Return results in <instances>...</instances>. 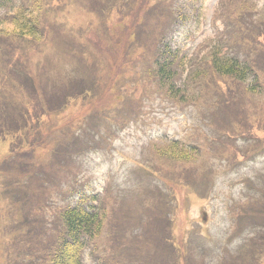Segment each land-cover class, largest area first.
Wrapping results in <instances>:
<instances>
[{"label":"rangeland","instance_id":"1","mask_svg":"<svg viewBox=\"0 0 264 264\" xmlns=\"http://www.w3.org/2000/svg\"><path fill=\"white\" fill-rule=\"evenodd\" d=\"M22 1L17 0L14 7ZM43 1L40 10H36V0L24 2L40 20L38 38L42 40L9 33L13 15L6 11L0 19V109H4L1 113L6 122L14 123V128L11 123L5 128L21 130L13 139L32 150L26 153V161L31 174H36L34 184L51 180L44 186L50 196L42 195L43 200L33 204L36 211L29 220L58 224L48 236L54 246L60 237L57 230L64 225L61 209L71 206L77 198L73 195L82 191L96 198V206L101 205L99 201L104 204L101 218L105 226L99 237L87 240L83 264L93 262L95 255L112 264H264V132L259 141L252 135L243 137L236 115L229 120L217 113L213 120L212 108L173 100L156 80L145 73L140 77L143 65L154 67V48L159 50L169 28L186 16L180 8L183 2L63 0L48 8ZM223 1L202 0L196 8L197 23L175 34L185 42V51H197L201 46L192 61L187 58L188 68L180 75L178 84L185 82L188 90L203 89L200 81L204 73L213 70L209 65L203 69L201 62L216 52V47L221 55L235 53L250 60L244 52L251 48L242 50L243 35L248 36L242 27L253 21L252 7L258 11L255 19L264 14V0ZM217 7L228 25L225 40L209 37L207 26L210 28ZM187 13L190 21V10ZM229 37L239 39V45L229 43ZM262 78L263 90H257L258 96L247 90L252 76L239 84L241 96L231 109L237 114L246 107L249 113L242 116L247 118L255 108L251 115L260 123L254 129L264 127V73ZM65 97L70 100L61 110ZM114 102L118 106H111ZM25 105L29 108L27 122L23 116L14 117L18 115L14 109L25 110ZM226 126L231 130L225 131ZM7 133L0 131V166L10 164L8 147L16 146L8 145ZM75 138L79 142L73 145ZM168 138L196 150L185 161L162 157L158 149L165 147ZM21 139H33L34 143H22ZM57 141L65 142V165L72 168L62 185L53 166L52 150ZM235 151L245 158L233 159ZM11 176L9 171L6 179L10 181ZM28 179H21L23 185ZM3 191L0 264H15L8 263L6 245L12 243L15 225L20 224V210L16 201L12 203L13 197L4 198ZM19 192L33 198L29 186L18 187ZM43 205L49 219L39 213ZM156 244L160 249H153ZM151 249L154 251H146ZM35 253L42 256L37 250Z\"/></svg>","mask_w":264,"mask_h":264},{"label":"trees","instance_id":"2","mask_svg":"<svg viewBox=\"0 0 264 264\" xmlns=\"http://www.w3.org/2000/svg\"><path fill=\"white\" fill-rule=\"evenodd\" d=\"M16 1L17 0H0V19L5 14L2 13L3 11H6V14L13 15V18L10 19L12 30L8 32L16 35L17 37H21L22 39L31 38L35 41L42 40L41 37L38 38L40 20L34 18L31 9L28 5H26V3H24L25 0L22 1L23 3L20 6L14 7ZM36 1L39 3H37L35 6L36 10H40V1L42 0ZM43 2L48 3L47 7L50 8L55 4H61L63 0H46ZM44 6L46 5H42L43 8ZM185 7L186 6L183 8L181 7V9L183 10ZM251 10L253 13L252 15L250 14V16L253 18V21L242 27V29H246L248 31V36L243 35L245 37H243L244 47L242 50L246 47L251 48V52H244L248 57H250V60L246 58L240 59L239 55L235 53H232V56L221 55L219 52V47H216V52L211 53L201 62L203 69L207 67L206 65H209L213 70L210 72V74L204 73V80L200 81V83L204 84L202 90L198 88H191V90H188L185 82H183L181 85L178 84L179 81H182L180 79L181 73L186 69V66L188 68V57H186V54L180 52L181 48L179 49L173 47L174 39L170 37L176 32L178 27L175 29L173 27L169 28V34L170 31L173 32L174 30V32L170 35L168 34V36L161 40L159 50H157V47L154 48V51H157V57L153 67L154 69L148 68L147 64L143 65L140 77H142L145 73L152 81L156 80L160 87L168 90V94L171 98H173V100H190V102H193L198 107L205 106L204 108H212L210 111V116H212L211 118L213 120H215L217 113H220L222 117H226L227 119L230 118L229 120H234L236 115V123L240 127L239 130L243 137L252 135L255 136L259 141V139L262 140L261 132H264V127H260L259 125L258 129L253 128L254 125H258L260 123L251 115V113L255 110V102L253 107L254 109L250 112L249 117L247 118L243 117L249 113V110L245 112L246 107H241L240 110L237 111V114L231 112V109L233 108L232 105L239 101L241 96L240 93L242 92V88L239 84H244L243 82L247 81V77H253L251 86L247 88L251 96H258L257 90H263V84L261 82L263 80L262 75L264 73V14H260L259 17L255 19L254 16L258 11H254L253 7ZM178 13H180V11ZM184 15L188 16L189 14L184 13ZM222 39L225 40L224 37L221 38V40ZM236 39V37H229L228 42H231L235 47H237L239 45V39L238 41ZM200 49L201 46L194 53V56L188 59L192 61ZM261 67L263 68V71L260 69ZM135 79L138 81V78ZM114 80H116V77H114ZM210 87L214 89L213 92H211ZM122 89L125 91L124 86H122ZM86 92H84L83 95ZM115 94L116 89L114 90V95ZM105 95L107 94H104L103 97ZM69 100L70 97L64 98L65 102L61 106V110L66 106ZM116 101L124 103L123 100L119 99V97H116ZM31 106L32 104L30 103V108ZM111 106H118V104L114 102V104ZM129 106L131 107V104ZM1 110L4 112V109H0V113L2 112ZM16 110H18V115L14 117H24L27 122L29 116L26 114L27 111H29L28 106L25 105V110L20 107L18 109H14V111ZM131 111H134L132 107L131 109H128V112L131 113ZM51 112L52 111L45 112L43 115H49ZM3 115L2 113L0 114V131L8 132L5 135V139L9 146L10 144H16V146H12L10 148L8 147V155L10 154L12 156V159L9 162L10 164L8 165L3 163L0 166V192L2 195H4L3 190H5V195H7L8 198L13 197L12 203L16 201L18 210H20V217H18L17 220V222L20 224L15 225L16 230L12 234V243L6 245V257L8 263L15 262V264H44L45 262V264H83V252L87 246V240L99 237L105 228L101 218V209L102 205L104 206V204L99 201V204L101 205L96 206L95 202H97V200L94 196L88 197L85 192H76L75 195H73V198H77L74 202H72L71 206H64L60 211V219L64 225H62V229L59 228L57 230L60 234L59 240L53 244L54 246H51L48 236L52 230L55 229L54 226H57L58 224L50 220H46L44 222L38 221V223L33 222V220L31 221L32 218L29 220V217H32L31 214L36 211V205L33 204H35V202L38 200H43L41 197L42 195L47 197L50 196V190L44 186L45 182L49 184L51 180L43 182L42 180H39L34 184V175L36 174H31V169L29 166L30 164L26 161V153L32 150L24 149L23 145L18 144V140L13 139V136L21 130L16 131V129L9 130L5 128L6 124L9 125L12 121L10 120L6 122L7 119ZM45 116H41V118ZM48 118H44V120H47ZM31 121L33 122L34 118H32ZM86 124L88 125V122ZM232 124L233 123L230 125ZM11 126L13 127L14 123H11ZM82 129L84 130V133L88 135V130L86 131L85 127ZM229 129L230 128L227 127L225 131L228 132ZM230 136H232V138H237L236 135L233 134H230ZM73 140V145L75 141L79 142V138H75ZM20 141H22V143H34L32 142L33 139H21ZM167 141L168 142L166 143L165 147H160V149H158V154L165 158L185 161L187 157L189 158L191 152H195L196 150L195 146H191L189 150V146H186L178 140L167 139ZM32 144L28 146L31 147ZM62 145H65L64 141H57L55 149L52 150V153L55 157L53 166H56V179L60 180V182L58 181L60 185L65 182L69 170L72 171V168H70L69 164L65 165L67 161H65L66 155L64 151L67 148L63 147ZM234 154L235 158L233 159H236L237 161L245 158V156L242 155V153L240 154V152L235 151L233 152V155ZM9 171L13 172V176L9 177L10 181L6 179ZM41 171L44 173L45 170ZM20 175H22V177L18 179ZM25 176L27 179H29L25 185H23L21 179ZM53 181L55 183V180ZM27 186L30 187L31 192L33 193V198L25 194L24 196H20V192L16 193V189L18 187L23 189ZM4 198H6V196ZM43 206L45 208L39 213L42 214L44 218H46L48 209L46 205ZM58 227H60V225ZM3 230L5 232L7 231V224L3 226ZM158 246H160V244H156L153 249H160ZM153 249L146 251L151 252L154 251ZM36 250L37 252H41L42 256L37 255L35 253ZM2 254L4 256L5 251H3ZM44 256L46 258H43ZM92 259L93 262H91V264H112L108 263L106 259H103L102 255H95L92 257Z\"/></svg>","mask_w":264,"mask_h":264}]
</instances>
